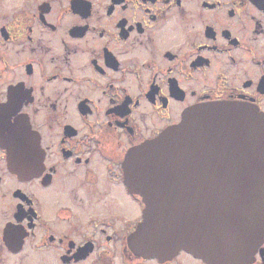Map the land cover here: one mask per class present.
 Segmentation results:
<instances>
[{
  "label": "flooded vegetation",
  "instance_id": "flooded-vegetation-1",
  "mask_svg": "<svg viewBox=\"0 0 264 264\" xmlns=\"http://www.w3.org/2000/svg\"><path fill=\"white\" fill-rule=\"evenodd\" d=\"M223 101L264 113V0H0V264H209L133 252L126 161Z\"/></svg>",
  "mask_w": 264,
  "mask_h": 264
},
{
  "label": "water",
  "instance_id": "water-1",
  "mask_svg": "<svg viewBox=\"0 0 264 264\" xmlns=\"http://www.w3.org/2000/svg\"><path fill=\"white\" fill-rule=\"evenodd\" d=\"M126 168L130 190L144 203L130 236L134 253L162 259L185 250L209 264L253 260L264 239L259 109L239 101L197 106L133 148Z\"/></svg>",
  "mask_w": 264,
  "mask_h": 264
},
{
  "label": "rangeland",
  "instance_id": "rangeland-1",
  "mask_svg": "<svg viewBox=\"0 0 264 264\" xmlns=\"http://www.w3.org/2000/svg\"><path fill=\"white\" fill-rule=\"evenodd\" d=\"M109 201V200H108ZM105 202L106 201H102V202H100L101 203V205L102 206H104V204H105ZM135 210H136V215H138V211H137V208L135 207ZM121 214V213H120ZM94 215H96L97 216V218H100V217H102V218H111V217H113V216H115V215H118V214H116V213H114V212H112L111 210H104V208H101V210H99L98 208L94 211ZM89 216H85V222H87V220H89Z\"/></svg>",
  "mask_w": 264,
  "mask_h": 264
}]
</instances>
